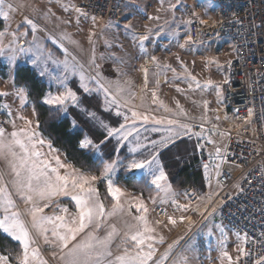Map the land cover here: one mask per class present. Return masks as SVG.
<instances>
[{"label": "snow or ice", "instance_id": "obj_1", "mask_svg": "<svg viewBox=\"0 0 264 264\" xmlns=\"http://www.w3.org/2000/svg\"><path fill=\"white\" fill-rule=\"evenodd\" d=\"M163 7L164 0H160ZM25 5L16 2V0H0V19L8 22L19 9ZM198 6L205 7L202 0H198ZM65 11L72 7L76 13L88 18V13L75 5L61 4ZM177 7L186 8L187 5L182 0H176L175 4H169L168 10L174 11ZM50 11V10H49ZM93 26H95L96 17H91ZM148 19H159L158 16H149ZM79 22V21H77ZM24 24L30 25L33 34V47L29 49L20 48L21 52L34 51L35 58L31 63L39 70L41 77L48 76L50 82L57 85V92L53 94L49 91L43 97V104L51 106L54 110L68 114L69 106L80 107L81 101L77 92L68 84L72 77H78L79 88L84 93H96L103 97L104 110H115L117 117L123 118V123L118 127H112L100 120L95 112H87V115L96 121L99 126L105 130V140L100 144L87 135L79 140V148L94 150L95 159L102 165L99 176L85 174L81 169L73 167L71 164L64 163L57 149L52 147L50 141L41 136L38 131L39 121L33 125V120L17 113V115L6 121L11 125L12 130L8 131L0 126V233L6 234L11 240L18 242V250L15 253L0 252V264H190V253L195 251V236L187 239L181 236L170 243L166 242L161 229L171 230L178 223L192 224L190 217L180 215L178 218L174 215H166V223L163 221H154L150 217V209L144 199L137 196H130L121 187L116 184L117 168L123 165L128 172L139 171L140 179L147 185L155 189V195L150 196L149 200L153 205H170L176 211L181 213L190 209L198 212L204 221H211V218L218 213L219 205L214 197L219 193L211 190L213 173L216 178L222 175L221 164L227 162L221 149L217 147L214 153H209L208 162H202L205 183L209 191L202 195H197L195 191H186L184 193L188 203H179V193L176 192L169 183L168 176L160 163L159 152L161 149L174 145L178 139L183 137H196L198 143L196 147L202 148L199 143L201 138L213 143L208 135L209 130L204 128L207 123L208 102L204 101L205 113L201 117L200 131H194L196 125L189 123L191 119L187 112L176 104V111L163 105L167 116H156L148 111H140L144 108V96L140 97L139 105L133 104L136 93L130 90L131 81L124 79L121 82L119 77L126 76V73L119 68L116 69L117 79L110 80L101 73L100 65L96 64L95 48L93 46V55L88 61L89 68H86L77 57L65 46L68 44L79 48V43L71 38L67 33L56 37L48 35L47 38L54 44H57L64 54L63 60L53 58L51 52L45 54L43 44L36 41V31L38 26L29 18L25 17ZM183 23L191 27L194 24L203 25L205 21L201 19L195 11H192L190 17ZM111 21L104 25L105 28L113 27ZM19 28V25H18ZM131 24H125L124 29L134 41H138L140 51L147 57L148 53L144 47V41L149 37L142 35L137 37L131 31ZM17 31H9L7 24L3 31H0V56H7L10 64L15 63V55H8L6 49L15 45L18 39ZM26 33H19L24 36ZM90 32L89 42L93 43ZM159 35V33H157ZM175 36L173 31L169 34ZM5 37H11L8 43H4ZM107 43V41H106ZM201 43L193 41L189 35L181 48L187 45ZM48 61L62 67L60 75H53L45 66ZM115 62L123 63L122 59ZM151 62L158 69L170 70L174 78L183 79L188 83L190 90H200L201 92L211 89L216 90L218 101L222 99L221 85L211 79L201 83L196 76L192 75L188 68L181 63L183 71L177 75L176 69L170 65H161L157 57L152 56ZM229 67L231 61L227 62ZM216 65L218 70L222 69L216 57H206L205 66ZM145 82L144 89H147L148 69L142 67ZM94 73V74H93ZM225 77L223 83H228ZM158 87V82H157ZM25 89L18 88L15 94L20 98L23 106L26 96ZM177 91H181L177 88ZM9 93L0 92V96H7ZM152 103L158 102L155 89L151 92ZM127 109V112L122 111ZM7 110L8 115L12 116L9 105L0 104V111ZM36 115L33 110V116ZM251 115V109L249 110ZM219 119V117H217ZM16 120L23 121L22 126H17ZM142 121L144 124L151 123V131L162 133L159 139L150 140L147 143L140 141L137 135L136 144L129 145V153L132 159L126 164L119 158L108 161L104 159L100 145L105 143L108 138L116 139L119 145L129 140L133 132L138 130L135 124ZM131 125V127H130ZM73 128L77 127L75 119L72 120ZM221 136L226 133L221 132ZM147 140V138H145ZM48 152H44V147ZM227 145H225V149ZM143 149L146 155L136 158V154ZM119 151V148L117 149ZM264 173V168H261ZM103 180L106 182L107 197H110V203L106 204L101 198L96 182ZM217 187H220L219 180H216ZM239 187V185H236ZM60 197H70L74 203V210L67 206H61ZM195 198L201 203L192 207V200ZM230 198V197H229ZM221 204L223 201L220 202ZM23 205V207H21ZM52 208L49 214L46 209ZM133 209L135 211H133ZM210 209V210H209ZM205 212L207 215H205ZM219 232L216 237V248L219 252L218 260L220 264H240L241 259L246 260V264H264V252L246 249L245 244L249 242L247 234L236 233L240 244L237 246L238 256L233 258L227 251V233L221 225H215ZM264 235V234H262ZM206 237H212L213 231L209 227L205 233ZM181 241L184 243L181 244ZM166 245L161 252L159 246ZM45 249L48 250L45 254Z\"/></svg>", "mask_w": 264, "mask_h": 264}, {"label": "rangeland", "instance_id": "obj_2", "mask_svg": "<svg viewBox=\"0 0 264 264\" xmlns=\"http://www.w3.org/2000/svg\"><path fill=\"white\" fill-rule=\"evenodd\" d=\"M81 0H16L18 3H22L25 6L14 14L8 22H4V28L7 24L9 31H17L18 29V39L15 45H12L9 49H6L8 55H15V63L10 64L8 62L7 56H0V66L4 69L6 74L5 78L0 77V92H7L9 95L0 96V104H7L10 106L12 111V116L8 115L7 110L0 111V126L5 127L8 131H11V125L6 123L7 120L14 118L17 113L25 116L26 118L33 120V125L35 126V118L33 116L32 105L28 99L27 90L25 91L26 100L21 105L20 98L15 94V90L20 88L14 85V70L18 66H28L30 67L36 75L46 84L47 92L51 91L53 94L57 92V85L54 82H50L48 76L41 77L39 75V70L31 63V60L35 58L34 51H24L21 52L19 49H29L33 47V34L31 26L24 24L23 21L25 17L31 19L37 26L36 31V41L43 44L45 49V54L51 52L54 59L63 60L64 54L60 50L57 44H54L51 40L47 38L48 35L56 37L59 41V36L62 33H67L71 38L79 43V48L74 45L68 44L65 41V46L70 52H72L77 59L89 68L88 61L93 55V46L95 48V58L96 64L100 65V71L102 75L110 80H116L117 72L115 70L114 54H116V49L114 47H119V51L124 55L136 54L139 57H144V53L140 51L138 41H134L131 36L128 35L127 31L124 29L125 24H131V31L137 36L148 35V39L144 41V47L148 53L147 59L142 63V67L148 69L147 74V89H144L145 77L144 73L140 69H133L131 71L124 70L126 76H121V82L124 79L131 81L130 90L136 93V98L132 101L133 104L139 105L141 103L140 97L144 96V108L139 110L144 112L150 110L153 115L156 116H167L169 113L164 112V108L160 106L159 102H163V105L176 111V104L179 105L187 112L188 117L191 119L189 123L196 125L194 131H200L199 125L201 124V117L205 113L203 102H208L207 110V123L203 126L206 129H213L215 126V131H209L208 135L211 137L213 143H209L207 140L201 138L200 140L206 145L208 153H214L215 149L219 147L223 154L226 142L228 140L229 132L235 127L231 114L229 110L223 104V97L220 101L217 99L216 90L211 89L208 91L201 92L200 90H190L188 88V83L183 79L174 78V74L170 70L158 69L151 62V57H157V60L161 65H170L171 68L176 69L177 75L183 71L181 68V63H183L188 71L197 77L203 83L207 79H211L216 83L221 85V91L223 89V60L215 56L212 53V46L210 45H187L185 48H181L179 45L184 44L187 37L185 31L184 10L185 8L177 7L174 11L168 10L169 4H175L176 0H164L163 7L161 6L160 0H128L125 6V13L123 21L119 24H113L115 35H102V26H93L89 23L83 16L79 15L74 11L72 7H69L67 11L61 7V4L75 5ZM198 2V0H196ZM205 5V10L208 13H214L216 10L215 4L211 0H202ZM184 5L189 3V0H182ZM129 12H127L128 10ZM50 10V11H49ZM149 16L156 17L159 19H148ZM79 21V22H77ZM19 25V28H18ZM2 30V31H3ZM175 32V36H170L169 34ZM93 33L92 41L89 42V34ZM19 33H26L24 36H19ZM159 33V35H157ZM11 37H5L4 43H8ZM107 41V43H106ZM122 46H125L122 48ZM132 46L133 52L127 51ZM128 48V49H126ZM126 50V51H125ZM118 52V53H120ZM206 57H216L219 64L222 66L221 70L217 69L216 65L205 66ZM47 67L48 71L53 75H60L62 73V67L48 61L47 65H41V68ZM89 71H92L89 68ZM94 74V73H93ZM158 82V87H157ZM69 86L74 90L73 86H76L82 93L83 90L79 88L78 77H72L68 81ZM179 88L181 91H177ZM155 89L157 92L158 102L156 104L152 103L151 92ZM75 91V90H74ZM87 98L91 96H97L101 101V109L105 116H99L96 112V116L103 120L105 123L112 127H118L119 123H123L122 117H117L115 115V110L105 111L104 110V100L99 94L84 93ZM81 106L73 107L69 106L68 114L65 116L71 120L75 119L77 122V127L82 129L85 134H87L96 144H100V141L105 140L106 132L102 129L96 121H93L87 112H94L85 101L80 97ZM49 106V105H46ZM51 107V106H49ZM52 108V107H51ZM87 110L84 111V110ZM122 111L127 112V109H122ZM219 117V119H217ZM17 126H22L23 121L16 120ZM73 127V126H72ZM131 127V125H130ZM156 127L155 125L148 123L144 124L142 121H138L135 124L137 132H133L129 140L124 142V144L119 145L114 138H108L105 143L100 145L101 152L103 153L104 159L114 160L119 158L124 164L128 160L132 159V154L129 153V145H135L137 142V135L140 137V141L147 143L150 140L159 139L162 133L153 132L151 129ZM224 132L226 135L221 136L220 133ZM41 136L45 138L42 134ZM147 138V140H145ZM46 139V138H45ZM48 140V139H46ZM49 141V140H48ZM186 142L185 148L178 150L179 143ZM53 147V146H52ZM119 148V151L117 149ZM186 149L189 150V154L186 155ZM91 150L92 149H83ZM44 152H48V148L45 146ZM171 152L173 156H176L178 160H182L183 163L188 164L196 169H199L196 159L195 147H194V137L189 139L188 137H183L178 139L174 145H169L167 148L161 149L159 152V160L162 165V156ZM59 155L60 159L67 164L64 154L61 151L56 153ZM142 155H146L143 149L136 154V158H141ZM186 155L187 157H184ZM163 166V165H162ZM85 173V172H84ZM88 174V173H85ZM123 174V175H122ZM90 175V174H88ZM134 176L140 179L141 173L139 171L128 172L124 169L123 165L117 168L116 173V184L121 187L130 196L141 197L142 195L137 192H132L126 190L120 183V176ZM202 177L204 180L205 192L209 191V187L205 183L204 172H202ZM215 176L213 173L212 187L211 190L215 189ZM103 183L106 186V182L103 180H98L96 182V187L101 195L99 185ZM154 189L153 186L149 185ZM155 190V189H154ZM191 192L190 190H188ZM186 191L178 192L180 195L178 197L179 203H188L189 201L185 198L184 193ZM198 195V194H197ZM202 195V194H201ZM102 198V197H101ZM110 198V197H109ZM145 203L150 209V217L154 221H163L166 223V211L167 215H174L179 217L184 215L190 217L192 220L191 226L185 223H178L176 227L168 230L167 228H162V234L166 238V242L170 243L178 237H185L187 239L190 236H195L193 241L195 246V251L190 253V264H220L218 260L219 252L216 248V237L219 236V232L215 229V224L213 218L211 221H204L203 217L196 211L189 210L187 212L181 213L176 211L170 205H153L149 197H144ZM59 203L61 206H67L70 210H74V203L71 201L70 197H60ZM199 200L193 198L192 207L194 208L196 204H200ZM23 207V205H21ZM133 211H135L133 209ZM49 214L52 212V208L46 209ZM205 215H207L205 213ZM209 227L212 228L213 236L206 237L205 233L208 231ZM224 228V227H223ZM227 233V251L233 258L238 256L237 246L240 241L237 240L236 234L224 228ZM3 234V233H2ZM7 238L6 234H3ZM13 241V240H12ZM16 242V241H14ZM18 243V242H16ZM184 242L181 241V244ZM166 245L159 246V250L162 252ZM48 250L45 249V254Z\"/></svg>", "mask_w": 264, "mask_h": 264}, {"label": "built area", "instance_id": "obj_3", "mask_svg": "<svg viewBox=\"0 0 264 264\" xmlns=\"http://www.w3.org/2000/svg\"><path fill=\"white\" fill-rule=\"evenodd\" d=\"M127 1L81 0L77 7L88 13V18L83 17L91 24L92 16L96 26L119 24ZM211 1L215 17L193 1L187 4L183 20L195 11L205 21L185 25L186 37L201 42L195 45L212 46V53L223 60V81L225 77L229 81L223 83L222 97L235 127L223 152L227 162L221 164L222 175L215 178L214 191L219 194L214 200L219 208L212 218L234 234H247L246 249L264 252V0ZM197 143L194 137L197 164L204 172L202 162H208L209 153L202 140V148ZM240 264L246 260L242 258Z\"/></svg>", "mask_w": 264, "mask_h": 264}, {"label": "trees", "instance_id": "obj_4", "mask_svg": "<svg viewBox=\"0 0 264 264\" xmlns=\"http://www.w3.org/2000/svg\"><path fill=\"white\" fill-rule=\"evenodd\" d=\"M4 28V23L0 21V31ZM0 77L5 78L4 69L0 66ZM14 85L20 88H25L28 93V99L32 105V110H35V121H39L38 131L48 139L53 148L61 151L67 162L73 167L81 169L83 172L90 175L99 176L102 165L94 158L91 150H83L79 148V140L85 136V132L79 128H73L71 120L63 116L62 113L43 104L42 100L47 92L46 84L36 75V73L28 66H18L14 70ZM78 96L85 101L94 112L99 116H105L101 109V101L97 96H87L82 93L76 86H73ZM186 142L179 143V151L185 148ZM185 154H189L186 149ZM184 155V157H187ZM111 161V159H108ZM162 165L168 176L169 183L176 192L180 191H195L201 195L205 193L204 180L201 169H196L188 164L178 160L171 152L162 156ZM123 175V174H122ZM120 176L121 185L128 191L137 192L144 197L155 195V190L145 182L137 179L134 176ZM101 197L105 203H110V198L107 197L105 184L99 185ZM18 250V243L0 233V252L15 253Z\"/></svg>", "mask_w": 264, "mask_h": 264}, {"label": "crops", "instance_id": "obj_5", "mask_svg": "<svg viewBox=\"0 0 264 264\" xmlns=\"http://www.w3.org/2000/svg\"><path fill=\"white\" fill-rule=\"evenodd\" d=\"M193 1L197 2L196 0H189V3L193 2ZM125 10L126 9L124 8V13H125ZM216 11L217 10H215L214 13H209V14H211L212 17H215ZM127 12H129V10ZM124 13H123V17H124ZM125 17H124V19H125ZM114 31L115 30H114L113 27H110V28L103 27L101 29V34L102 35H115L114 34L115 33ZM124 47L125 46H122V48H124ZM114 48L116 49V52H117L116 54H114V62L117 59H122L123 60V63H117V62H115V70L117 68H119L121 71L128 70V71H131V73H132L133 69H140V68H142V63H144L145 60L147 59L145 56L144 57H139L140 55H136L134 53L133 49H132V46L129 47L130 49L126 48V49H128L127 51H129V52L131 51V52L134 53V54H131V55L121 54L122 52L119 51V47H114ZM118 52H120V53H118ZM116 78H118L117 75H116Z\"/></svg>", "mask_w": 264, "mask_h": 264}]
</instances>
